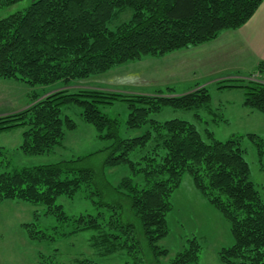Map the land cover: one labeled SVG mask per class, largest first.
I'll list each match as a JSON object with an SVG mask.
<instances>
[{"label":"trees","instance_id":"16d2710c","mask_svg":"<svg viewBox=\"0 0 264 264\" xmlns=\"http://www.w3.org/2000/svg\"><path fill=\"white\" fill-rule=\"evenodd\" d=\"M24 1L0 0V10ZM263 1L32 0L24 9L0 19V80H14L29 88L56 83L68 87L71 82L144 58H161L209 43L221 32L241 28ZM259 67L264 70V64ZM218 85L240 88L242 105L264 115L263 83L233 79ZM30 99L31 105L24 110L0 117V134L22 129L18 150L27 156L45 155L60 147L66 133L76 129V124L62 115V109L73 106L81 110L82 121L95 129L99 139L110 142L97 152L104 154L102 168L124 165L133 175L141 173L144 177V187L132 184L129 178L120 184L127 192L129 210L139 230L124 219L118 204L99 202V206L114 212L120 210L100 220L101 214L69 217L57 203L58 198L72 199L81 188L92 185L95 174L81 163L96 152L0 173V204L18 201L42 206L44 215L52 216L59 225L77 223L68 234L93 231L91 247L101 256L125 253L130 258L125 264H141V235L156 263L167 255L157 244L168 234L170 197L182 176L188 174L194 187L229 224L233 242L219 250L220 262L264 264V201L249 180L250 169L240 138L218 141L211 132L201 134L188 121L159 122L150 118L165 108L193 112L195 118H200L199 111H210L206 87L197 86L190 93L176 96L60 89L43 97L32 94ZM118 103L128 110L124 125L117 116L102 111ZM122 126L130 132L144 131L139 136L122 137ZM249 137L256 139L254 135ZM138 151L141 156L132 161L130 155ZM1 152L2 148L0 157ZM95 194L101 195L98 191ZM25 226L31 240L48 238L35 230L36 225ZM200 251V244L189 240L168 264H198Z\"/></svg>","mask_w":264,"mask_h":264},{"label":"rangeland","instance_id":"374dc122","mask_svg":"<svg viewBox=\"0 0 264 264\" xmlns=\"http://www.w3.org/2000/svg\"><path fill=\"white\" fill-rule=\"evenodd\" d=\"M31 1L25 0L8 9L0 10V19L24 9ZM127 15L124 17L125 20L129 17V14ZM223 43L226 41L218 40L212 43L211 50L214 57L219 52L225 53ZM205 46L202 47L203 51L207 48ZM181 53L173 52L162 58H144L86 80L71 82L68 87L56 83L46 87L29 88L14 80H0V117L19 112L31 105L32 94L43 97L60 89L70 92L101 89L126 95H155L156 92H161L164 96H176L190 93L197 86L206 87L210 95V111H199L200 118H195L193 112L170 108L152 114L150 118L159 122L172 119L188 121L195 124L201 134L207 130L218 141L232 137L240 138V147L244 150V158L250 169L249 180L255 185L264 201V115L242 105L244 96L240 88H219L218 85V82L233 79L264 84V70L261 71L258 67L249 76H238L236 73L227 76L209 75L215 68L227 67L221 64L224 57L217 55L210 70L208 66H204L196 76H193L189 75L188 69H186L187 73L186 70L179 69L181 64H190L192 61H188V58L179 59ZM202 58L201 55L195 57V59ZM184 75H188L190 79L185 84L182 83L184 80H181V76ZM221 86L224 84L221 83ZM167 88L171 91H167ZM102 111L110 117L117 116L123 125L128 116V110L123 103L106 107ZM80 112L81 110L73 106L62 109V115L70 118L76 124V129L66 133L60 147L45 155L27 156L18 150L22 142V129L1 133L0 173L10 171L14 167H34L83 158L108 147L110 142L99 139L95 129L82 121ZM143 131L141 129L130 132L123 127L121 136L135 137L141 135ZM249 135L256 136L258 141L252 140ZM203 138L205 139V136ZM140 156L138 151L132 153L130 159L137 161ZM103 159L104 154L98 153L84 159L81 165L94 172V182L89 188H81L72 199L60 197L57 203L62 205L69 217L101 214L100 220L108 219L109 215L120 210L114 212L111 208L99 206V202L115 206L118 204L122 208L121 214L124 219L132 221L139 230L138 221L129 210L127 192L120 184L123 179L129 178L132 184L139 188L144 187L143 175L141 173L133 175L124 165L104 169L101 165ZM96 191L101 195L95 194ZM170 203L171 209L166 215L168 234L157 244L167 251V255L159 258L155 263L140 235L141 264H168L192 239L201 246L198 264H222L218 252L222 248L231 246L233 242L229 224L194 187L188 174L182 176L179 187L170 197ZM44 210L42 206L18 201H4L0 204V264H81L83 260H90V264H125L130 261L123 252L101 256L91 247L93 231L68 234L77 223L59 225L52 216H45ZM28 224L36 225L35 230L44 232L48 238L31 240L28 237V229L25 228Z\"/></svg>","mask_w":264,"mask_h":264},{"label":"crops","instance_id":"0c3cea01","mask_svg":"<svg viewBox=\"0 0 264 264\" xmlns=\"http://www.w3.org/2000/svg\"><path fill=\"white\" fill-rule=\"evenodd\" d=\"M218 40L226 41L223 43L225 53L219 52L217 55L224 57L221 64H225L227 67L215 68L209 75L225 74L227 76L236 73L238 76H249L260 64H264V1L251 19L241 28L235 31L221 32L215 40L199 46L200 48L193 47L177 51L182 52L179 59L192 60L190 64H181L179 69L184 71L188 69L189 75L193 76H196L200 68L202 69L204 66H208L210 70L213 60L217 58V55L214 57L213 50H211L212 43ZM204 46L207 48H204L203 51L202 47ZM192 49L193 51H191ZM197 49L200 50L195 51ZM197 55H201L203 58L195 59ZM185 72L187 73V70ZM181 80H184L183 84L190 81L188 75L181 76Z\"/></svg>","mask_w":264,"mask_h":264}]
</instances>
